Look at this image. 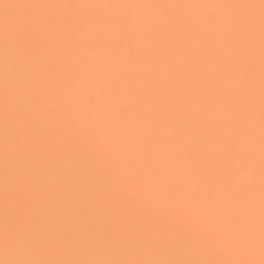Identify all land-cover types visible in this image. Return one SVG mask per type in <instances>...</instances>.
Masks as SVG:
<instances>
[{
	"label": "snow or ice",
	"instance_id": "1",
	"mask_svg": "<svg viewBox=\"0 0 264 264\" xmlns=\"http://www.w3.org/2000/svg\"><path fill=\"white\" fill-rule=\"evenodd\" d=\"M0 264H264V0H0Z\"/></svg>",
	"mask_w": 264,
	"mask_h": 264
}]
</instances>
